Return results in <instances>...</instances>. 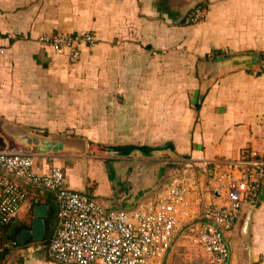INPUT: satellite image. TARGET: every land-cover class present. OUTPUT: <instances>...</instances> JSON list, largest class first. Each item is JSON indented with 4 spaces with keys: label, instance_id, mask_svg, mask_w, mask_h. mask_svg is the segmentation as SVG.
Wrapping results in <instances>:
<instances>
[{
    "label": "crops",
    "instance_id": "obj_1",
    "mask_svg": "<svg viewBox=\"0 0 264 264\" xmlns=\"http://www.w3.org/2000/svg\"><path fill=\"white\" fill-rule=\"evenodd\" d=\"M56 1L59 0L54 3ZM88 1V26L95 31L96 43L91 47L81 46L78 60L71 64L65 55L56 54L37 40L44 33H56L45 31L41 23L45 13L42 4L46 1L0 0V137L3 148L9 149L10 143L16 146L4 130L8 126L39 135L81 138L87 151L90 145L101 147L102 143L130 144L117 141L126 134L151 136V142L162 139L161 143L172 144L174 152L168 153L167 161L185 157L195 169L201 171L206 167L208 173L217 161L234 159L242 149L257 155L264 153V116L250 103V92L244 90L253 81L252 76L241 69L230 70L216 79L200 80L193 86V94L188 95L187 77L182 75L175 83L179 88L184 87L182 95L179 90L178 104L173 107L178 113L170 117V109L176 103L173 97L156 99L145 93L140 83L148 77L147 71L164 68V65L169 70L184 71L181 61L175 66L167 61L176 52L186 55L182 50L188 41L185 27L177 25L175 18L163 12L172 22L164 23L160 32H128L119 22L124 16L138 15L137 0ZM48 15L52 21L62 14L55 8ZM233 33L231 38L244 39L241 47L245 49L248 45L251 47L253 39H264V32ZM207 37L206 33L196 35L199 46L195 53L201 55L210 49L222 48L226 43L219 39L211 44ZM256 48L252 50L259 52ZM151 54L153 57L147 62ZM159 60L166 63L157 65ZM187 103L191 104V109H187ZM75 117L83 120L82 129L78 125L76 132L73 131ZM132 142L155 144L150 143L149 137L147 141L143 137ZM22 151L34 156L37 173L52 166L59 167L71 190L88 193L113 209H129L145 198L156 196L152 191L158 189L167 169H161L159 176L154 168L157 160L134 156L108 154L95 158L86 155L81 160L82 157L78 158L73 152L41 155L24 147ZM106 165L112 173L106 172ZM98 169L106 173L107 179L95 177ZM198 182L199 188L205 191L206 176L200 174ZM22 187L26 201L11 227L30 228L39 208H44V222L51 210L56 213L51 194L24 183ZM201 195L207 199L206 194ZM262 201V205L238 216L225 233L230 264H264V223L256 221L257 216L264 214V198ZM191 231L188 223L183 224L178 239L190 244ZM25 243L39 244L32 240Z\"/></svg>",
    "mask_w": 264,
    "mask_h": 264
},
{
    "label": "built area",
    "instance_id": "obj_2",
    "mask_svg": "<svg viewBox=\"0 0 264 264\" xmlns=\"http://www.w3.org/2000/svg\"><path fill=\"white\" fill-rule=\"evenodd\" d=\"M203 15L196 10L186 22ZM37 40L71 64L81 46L96 43L88 30L56 32ZM174 162L158 185L161 190L152 191L156 196L129 209H113L88 193L71 190L61 168L37 173L31 153L0 146V264H12L13 253L21 255L24 246L8 236L26 201L22 183L51 194L55 201V225L46 244L49 264H161L186 223L192 230L190 242L199 249L193 264H230L225 233L244 211L258 206L264 156L242 149L234 159L217 161L210 173L206 167L195 169L187 159ZM200 174L206 176L205 191L199 188Z\"/></svg>",
    "mask_w": 264,
    "mask_h": 264
},
{
    "label": "rangeland",
    "instance_id": "obj_3",
    "mask_svg": "<svg viewBox=\"0 0 264 264\" xmlns=\"http://www.w3.org/2000/svg\"><path fill=\"white\" fill-rule=\"evenodd\" d=\"M43 1H46V3L44 2V4H42V8L45 13L43 15L44 21L41 23L44 26L45 31L82 32L88 30L93 33L95 32L92 28L88 26V24L90 23V20L88 18L89 15L87 14V9L89 7L88 0H59L55 3L54 0ZM137 1L139 7L138 15L132 18H130L129 16H124V19L119 22L122 28L129 29L128 32H160L163 29L162 25L164 23L171 24L172 22L170 19L168 20L167 15L171 18H175L177 20L176 24L185 27L183 29L186 30L185 32H187L186 37H188V41L184 43V47H182V50L186 52V55L180 56L179 52H176V55L174 54V56L172 58H168L169 60L167 61L168 63H171V65L174 64V66L177 62L179 63L181 61L182 65L184 66V71H181V69L180 71L169 70L167 69V66L164 65V68L160 67L159 69L154 71H147L148 77H146V80H143L140 83L142 85L140 86V88L144 89L145 93L152 94L153 96L157 97L156 99L173 97V100H175L176 103L172 105L170 109V117L177 116L178 111L174 112L173 107L178 104L177 97L179 96V90L181 91V95L183 94L184 90V87L179 88L178 85H175V83L178 82L180 78H182L180 76L184 75L187 77L185 82V88L188 95H190L193 94V86L199 83L200 80L210 81L216 79L218 76L227 71L240 69L243 70L247 75L252 76L253 81L250 82L249 85L244 88V90L245 92H250V103L255 104V106H257V109H259L264 116V39H253L251 47H249L248 45V47H246L245 49L244 47H241V44L244 43V39L241 38V36H239V39L231 38V34L233 32V34L235 35H237L238 32H264V0ZM55 8H57L62 14L61 18H59L58 20L53 19L52 21H50L48 14L51 11L54 12ZM196 10L199 12L203 11V17L193 23L186 22V20ZM163 12H165L167 15L163 14ZM92 22L96 23V21L94 20H92ZM212 26L214 28L211 29ZM210 30H212L213 32H210ZM205 33L208 34L207 38L210 39L211 44H213V42H217L219 39H224V42L226 41V43L222 46V48L210 49L208 52L199 55L195 53L197 47L199 46L198 41H196V35L199 36ZM44 35H46V33H44ZM232 43L234 44V47L230 45ZM255 47H257L256 49L259 50V52H255L254 50H252ZM245 53L260 54L262 56L261 64L259 66H252L251 68H246L243 65L233 66L232 60H230L227 62L216 64V66H212L207 69H205L204 67L202 68V70L198 66V62L202 60H210L217 56H226L234 54L242 55ZM150 57H153V55L151 54L148 56L147 62L150 61ZM238 60L241 61L242 58H238ZM140 61L141 59H139V62ZM164 61H157V65L163 66V63H166V60ZM190 105L187 103V109H191ZM74 122L76 123L73 130L74 132H76L75 129H78V125H80V128L82 129V119L75 117ZM93 122L94 119H92V123ZM71 134L74 136L80 135L79 133ZM120 137L121 140L117 138L118 142H130V144H135L132 142L134 139L137 140L138 138L142 140L144 137L147 141V137H149L150 143H155L154 145L152 144L150 146L162 144V139L151 142V136H135L126 134ZM109 143H102L101 147H99V145H90L88 151L87 149L83 150L81 151V154H78L76 156L78 158H81V156L85 157L86 155H88L96 158L98 156L108 155L103 150L104 144H106V146L116 144L119 145V143L116 142H113V144ZM8 148L11 150H22L21 146L17 144L16 146H14V144L12 143H10V146ZM261 156H264V153ZM166 158H169V155L168 153L164 152H159L157 153L156 157L152 158L157 160L154 161L156 162L154 163V168L155 173L159 176H161L162 173L161 169L165 170L166 168L168 169L169 167L174 166L173 164L176 165L174 160H179L182 158L185 159V157H170L173 159L167 161ZM105 167L107 173H112V171H110V168L108 169L107 165ZM95 177L98 180L107 179L106 173L103 172L102 169H98L95 172ZM116 178H118V174H116ZM159 185H161V182ZM262 203L263 201H261L258 206L262 205ZM256 221L264 223V214L259 216V218L257 216ZM181 231L182 228L180 230V233ZM247 235H249V233H247ZM27 244L24 243L25 246H23L22 248L21 255L13 253L12 264H42L47 262L44 244H41V247L37 243ZM198 256L199 249L197 248V246H195L191 242L190 244H188L186 242H183L181 239H178L176 243L173 244L168 255L165 256V258L162 260L161 264H193V261ZM19 259L21 262H19Z\"/></svg>",
    "mask_w": 264,
    "mask_h": 264
},
{
    "label": "water",
    "instance_id": "obj_4",
    "mask_svg": "<svg viewBox=\"0 0 264 264\" xmlns=\"http://www.w3.org/2000/svg\"><path fill=\"white\" fill-rule=\"evenodd\" d=\"M238 58H242L241 61ZM232 60L233 66L243 65L246 68H251L252 66H259L261 64L262 56L255 53H245L242 55H226L217 56L210 60H202L198 62V66L207 69L216 64L227 62ZM7 135L11 136L17 145L24 147L26 149H32L38 154H48V153H60L68 154L73 152V154H81V151L86 150V145L81 138H71L62 136H46L39 135L35 132L24 131L16 127L4 128ZM9 131V133H8ZM72 144L75 146L72 148ZM0 145H3V140L0 137ZM69 148V149H68ZM69 150V152H68ZM72 150V151H71ZM103 150L115 157H139V158H154L157 153H173V147L170 142L162 143L156 146L150 145H136V144H120V145H107L103 147ZM83 160V156H81ZM177 158V157H176ZM181 158V157H180ZM263 187H261L258 197V205L263 200ZM44 208H39V211L34 213V218L31 221L30 228H22L16 235V241L23 245L27 239L32 241L41 242L44 238V228H45V212L42 211Z\"/></svg>",
    "mask_w": 264,
    "mask_h": 264
},
{
    "label": "trees",
    "instance_id": "obj_5",
    "mask_svg": "<svg viewBox=\"0 0 264 264\" xmlns=\"http://www.w3.org/2000/svg\"><path fill=\"white\" fill-rule=\"evenodd\" d=\"M54 214H55V212L51 210L49 215L47 216V218L45 220L44 238L41 242H39L40 247H41V244H44L45 250H46V244H47L48 238L51 235L52 230L54 228V223H55V221H54L55 215ZM21 228L22 227L15 225V226H12L11 229L9 230L8 236L13 242H16V235L18 234V232ZM28 241H31V240L28 239L26 242H28ZM22 248H23V246H22ZM47 261H48V259H47ZM19 262H21L20 259H19Z\"/></svg>",
    "mask_w": 264,
    "mask_h": 264
}]
</instances>
